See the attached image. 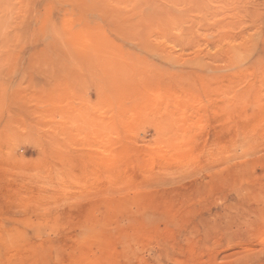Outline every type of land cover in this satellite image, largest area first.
I'll use <instances>...</instances> for the list:
<instances>
[{"label":"rangeland","instance_id":"374dc122","mask_svg":"<svg viewBox=\"0 0 264 264\" xmlns=\"http://www.w3.org/2000/svg\"><path fill=\"white\" fill-rule=\"evenodd\" d=\"M0 264H264V0H0Z\"/></svg>","mask_w":264,"mask_h":264}]
</instances>
